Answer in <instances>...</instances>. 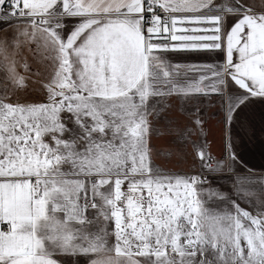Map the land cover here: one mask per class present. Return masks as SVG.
Returning a JSON list of instances; mask_svg holds the SVG:
<instances>
[{
  "label": "snow or ice",
  "instance_id": "6c2138e0",
  "mask_svg": "<svg viewBox=\"0 0 264 264\" xmlns=\"http://www.w3.org/2000/svg\"><path fill=\"white\" fill-rule=\"evenodd\" d=\"M214 96L228 125L264 99V0H0V264H264V177L207 150Z\"/></svg>",
  "mask_w": 264,
  "mask_h": 264
},
{
  "label": "crops",
  "instance_id": "0c3cea01",
  "mask_svg": "<svg viewBox=\"0 0 264 264\" xmlns=\"http://www.w3.org/2000/svg\"><path fill=\"white\" fill-rule=\"evenodd\" d=\"M219 60L222 63V53H219ZM220 138V145L213 144L212 148H209L211 156L226 161L225 147L230 141V150L234 151L237 157V171L264 177V99L252 98L237 113L231 125L223 121Z\"/></svg>",
  "mask_w": 264,
  "mask_h": 264
},
{
  "label": "rangeland",
  "instance_id": "374dc122",
  "mask_svg": "<svg viewBox=\"0 0 264 264\" xmlns=\"http://www.w3.org/2000/svg\"><path fill=\"white\" fill-rule=\"evenodd\" d=\"M220 52H175L168 53V57L174 61L179 63H220L219 60ZM214 103H205L202 105L204 109V133L206 138V147L210 152L209 148H212L213 144L221 143V130L223 125V116H224V101L220 97H211ZM186 107H190V105H184L181 101H174L173 108L175 113L184 112ZM195 140L196 138L193 137ZM167 143V140H156L153 139V145L160 147ZM168 164L167 166L174 171H188L193 166V148L192 145H188L186 149H184V155L181 158L176 154V150L172 148V155L167 158ZM225 163V172H227V164L228 161L224 160ZM198 167V165H197ZM241 173V172H239ZM243 174V173H241ZM255 178H259L258 176H252ZM221 184L228 185L229 181L224 179L221 181Z\"/></svg>",
  "mask_w": 264,
  "mask_h": 264
}]
</instances>
